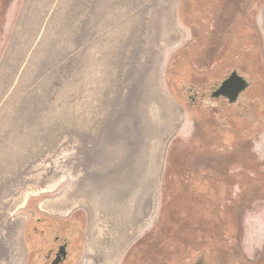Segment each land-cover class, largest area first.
Masks as SVG:
<instances>
[{"label":"rangeland","instance_id":"1","mask_svg":"<svg viewBox=\"0 0 264 264\" xmlns=\"http://www.w3.org/2000/svg\"><path fill=\"white\" fill-rule=\"evenodd\" d=\"M207 4L208 16L194 15ZM4 12L0 264H29L31 212L77 220L75 264H138L165 236L170 264H190L197 251L178 247L203 219L195 249L224 244L226 264H264V119L239 141L210 139L212 124L264 115V0H8ZM239 29L254 69L227 55L217 63ZM186 65L206 74L182 78ZM233 71L249 82L237 118L209 96ZM219 196L234 218L209 236Z\"/></svg>","mask_w":264,"mask_h":264},{"label":"trees","instance_id":"2","mask_svg":"<svg viewBox=\"0 0 264 264\" xmlns=\"http://www.w3.org/2000/svg\"><path fill=\"white\" fill-rule=\"evenodd\" d=\"M196 5H197V3H196ZM210 8H212V6L209 5V4L204 5V6L201 5L199 12H196V10H195L194 15H197L199 18L200 17H204L206 15L208 16V12H209ZM205 19H207V18H205ZM239 30H241L240 31L241 33H239V34L231 33L230 36L227 37V38H230L229 39L230 41L226 42L227 48L224 51V53L222 54V56L219 57L217 63L219 64L220 60L224 56L227 55V56H229V59H232V57H233L234 59H236L237 63H238V61H240V62H242L244 64H247L246 66H248V68L250 67V68L254 69V67L256 65V63H255L256 59H255V57H254V60L251 59V56L252 55L254 56L252 38L249 36V34H247V32L244 29L243 30L239 29ZM239 42H243V44H241L239 46ZM230 44H231V46H230ZM245 53H247V55H245ZM251 61H252V63H251ZM218 64L215 67L216 70H218ZM186 68L190 69L191 67L189 65H186ZM179 74H181L180 76L182 78H186L189 81H193V79L196 80V79H198L197 77H201L202 75H204L206 73H197L194 70L190 69V71L187 72V74H188L187 76H184L181 72ZM186 79H181V80H186ZM257 101H260V100L258 99ZM229 108H230V113L233 114L235 116V118H237L238 117V113L236 112V109L234 108V106L229 105ZM250 117H252V120L249 123H247L243 118H241L240 125H238L239 122H236L239 119H236V121L234 123L237 124V125H236V127L234 126V128H233V126H231V124H230L231 122H228L227 127H223L222 126L223 127L222 130H219L218 128H216L212 124L210 126L211 127V130H210L211 144L214 145V147L217 148V146L219 147V145H221L222 143L223 144H229V138H230V142L231 141L232 142L233 141L234 142L239 141L241 135L250 132L252 130V128L255 126V124H258L259 121L264 119V115H262L261 110H258V114L257 115L250 116ZM223 184H225V182H223ZM210 185H211V192L217 193L218 192L217 188H215V186L213 184H210ZM185 194H186L185 190L182 189V191L179 193L178 196H179V198L181 200H184V201L192 200L193 197H194V195L185 196ZM223 199H224V196H219V199L214 201V207L215 208L213 207L211 212L215 213L218 216L220 221L217 219L218 222H219V223H217L213 219H211L212 221L209 220L210 226H209V228L207 227L208 228V233L212 229H214L216 225L218 226V224H221V222H226V220H231L232 218H234V213L235 212H233V210H234L233 208L224 210L225 214L222 212L223 209L222 208L220 209L219 205H222V203L224 201ZM195 203L196 202L194 201V203H193L194 206H195ZM192 210L193 209H191V207H189V214L192 213ZM194 210H196V209H194ZM222 217L225 218L226 220L223 221ZM184 218H185V216L179 217L177 219L178 222H179L178 223L179 226L181 225V221ZM170 219H172V217H168L167 220L170 221ZM73 221L74 222H72V224H74L75 221L77 222L76 219H73ZM204 221L205 220L203 219L201 222L195 223L193 232L191 234L186 233L188 235L187 239H184L179 244L178 254L183 252V251H186V250H188V251L191 250L192 252L190 254L192 255L193 253H195L197 251V255L198 254L199 255H203L204 257H206L207 260L210 258V264H226L225 263L226 262V258H224V253L227 251V249H225V247H224L225 245L224 244H223V247L220 246L218 248H216L213 245L212 248H209L207 250V253L204 250H199L198 248L195 249L194 246H191L192 242H193L192 241V239H193L192 235H195L198 231L200 232V230L202 229L201 227L203 225L202 222H204ZM207 228L205 230L206 233H207ZM208 235L211 236L212 233L210 232ZM165 238L168 240L171 237L165 236V237H163L162 240L157 241L154 244L150 243V244L146 245V247H144L145 251L143 252V255H142V261H139L138 264L139 263L140 264H170V260L168 259V257L165 258L166 255H168L166 252H164V250H167V249L164 248V244L166 242V241L164 242ZM204 244H206V243L204 242ZM156 245H157V247H156ZM129 254L131 255V253H129ZM159 256H161V257L158 258Z\"/></svg>","mask_w":264,"mask_h":264},{"label":"flooded vegetation","instance_id":"3","mask_svg":"<svg viewBox=\"0 0 264 264\" xmlns=\"http://www.w3.org/2000/svg\"><path fill=\"white\" fill-rule=\"evenodd\" d=\"M7 2L8 0H0V19L5 13L4 9L6 8ZM189 71L190 69L186 68L182 74L187 76V72ZM234 72L237 73V71ZM230 73L231 72L227 73L224 79H226ZM242 78L248 83V89L249 82L245 77ZM224 79L219 83L214 84L212 87L213 89L209 93L210 98L215 101L221 100L224 105L226 103L227 105L239 106V97L243 92L239 95L237 101L232 104H230L224 97H211L212 92L219 87ZM204 95L206 96V93ZM198 99V92L193 93L192 100L197 101ZM31 215L29 264H75L78 258L79 247H81L82 244V230H78L79 232L77 233V230L72 228V224L70 223L74 222L73 219H58L44 215L39 216L36 215V213L32 214V212ZM197 256L196 259L193 258L194 260H191L190 264H207L206 261H204L205 263L198 261L199 258L204 257L203 255L198 254Z\"/></svg>","mask_w":264,"mask_h":264},{"label":"water","instance_id":"4","mask_svg":"<svg viewBox=\"0 0 264 264\" xmlns=\"http://www.w3.org/2000/svg\"><path fill=\"white\" fill-rule=\"evenodd\" d=\"M247 87L248 83L246 80L233 71L221 82L219 87L212 92L211 97H224L232 104L237 101L239 95L244 92Z\"/></svg>","mask_w":264,"mask_h":264},{"label":"bare ground","instance_id":"5","mask_svg":"<svg viewBox=\"0 0 264 264\" xmlns=\"http://www.w3.org/2000/svg\"><path fill=\"white\" fill-rule=\"evenodd\" d=\"M9 176V175H8ZM1 182V181H0ZM142 197L143 196H140V198L139 199H134V201L139 205V203H140V199H142ZM133 207H131L130 209H132ZM135 208V207H134ZM130 209L128 210V212H126V211H124V214H121V216H119V219H122V222H125L126 223V225H125V229H128V227H126L127 226V224L129 223V221H130V219H132V215H134V213H135V211H136V209H134V211L133 210H131L130 211ZM117 221V220H116ZM116 221H114V222H116ZM117 224V223H116ZM113 226V225H112ZM125 229H122V230H125ZM114 234V233H113ZM109 238V237H108ZM101 239V238H100ZM100 239H97V241L98 240H100ZM107 239V238H106ZM105 239V240H106ZM112 239V238H111ZM103 241H104V238H103ZM112 242V241H111ZM96 243V242H95ZM104 243V242H103ZM102 243V244H103ZM96 244H99V245H97V246H100V243H96ZM106 244V243H105ZM112 245V244H111ZM109 247V246H108ZM99 249H100V247H99ZM113 251H114V248H109V252H108V256L110 257V256H112V253H113ZM109 257H106L105 258V260H106V262H108V260H110L109 259Z\"/></svg>","mask_w":264,"mask_h":264}]
</instances>
